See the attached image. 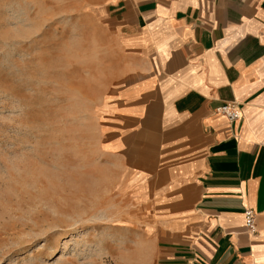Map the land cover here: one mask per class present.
<instances>
[{
  "label": "crops",
  "instance_id": "0c3cea01",
  "mask_svg": "<svg viewBox=\"0 0 264 264\" xmlns=\"http://www.w3.org/2000/svg\"><path fill=\"white\" fill-rule=\"evenodd\" d=\"M102 11L136 67L114 92L113 130L135 146L151 264H264V0H106ZM224 103L238 120L215 113Z\"/></svg>",
  "mask_w": 264,
  "mask_h": 264
},
{
  "label": "rangeland",
  "instance_id": "374dc122",
  "mask_svg": "<svg viewBox=\"0 0 264 264\" xmlns=\"http://www.w3.org/2000/svg\"><path fill=\"white\" fill-rule=\"evenodd\" d=\"M105 1L0 0V264L152 263Z\"/></svg>",
  "mask_w": 264,
  "mask_h": 264
},
{
  "label": "built area",
  "instance_id": "2783aa9c",
  "mask_svg": "<svg viewBox=\"0 0 264 264\" xmlns=\"http://www.w3.org/2000/svg\"><path fill=\"white\" fill-rule=\"evenodd\" d=\"M117 2H124L126 0H116ZM215 113L222 115L233 122L240 118V112L238 106L235 103H224L220 107L215 109ZM244 227L250 234L256 233L255 213L251 209H246L243 212Z\"/></svg>",
  "mask_w": 264,
  "mask_h": 264
}]
</instances>
